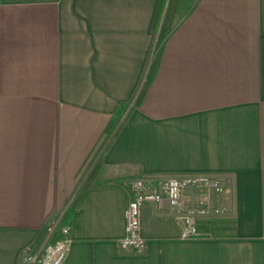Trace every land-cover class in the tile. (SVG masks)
I'll return each mask as SVG.
<instances>
[{"label": "crops", "instance_id": "1", "mask_svg": "<svg viewBox=\"0 0 264 264\" xmlns=\"http://www.w3.org/2000/svg\"><path fill=\"white\" fill-rule=\"evenodd\" d=\"M93 168L62 264H264V0H0V264ZM191 174L222 184L201 236L143 203L145 250L119 248L133 181Z\"/></svg>", "mask_w": 264, "mask_h": 264}, {"label": "built area", "instance_id": "2", "mask_svg": "<svg viewBox=\"0 0 264 264\" xmlns=\"http://www.w3.org/2000/svg\"><path fill=\"white\" fill-rule=\"evenodd\" d=\"M222 191L219 177L207 175H183L170 177L159 181H150L137 178L132 183V195L124 208L123 234L118 239L117 245L121 249H131L137 253L145 250L147 242L141 231L140 207L143 203H152L161 206L169 204L175 209L176 222L179 229V238L182 240L201 236L198 231L193 212L205 214L218 212L214 206L216 194ZM189 192L196 196V206L185 210L184 194ZM60 218L50 219L45 228L50 237L58 227ZM59 236L49 241L41 250L35 251L27 247L20 253L21 264H62L65 259L71 237L69 226L63 225L58 228Z\"/></svg>", "mask_w": 264, "mask_h": 264}, {"label": "trees", "instance_id": "3", "mask_svg": "<svg viewBox=\"0 0 264 264\" xmlns=\"http://www.w3.org/2000/svg\"><path fill=\"white\" fill-rule=\"evenodd\" d=\"M167 37V32L164 31V29L162 28V25H160V29L158 31V34H157V37H156V40H155V49H154V57H153V65L155 66L157 64V61L159 59V55H160V51H161V48L163 46V43L165 41ZM144 91V87H141V89L139 90V94L137 95V97L135 98L134 100V105H138L139 104V101H140V98H141V95ZM124 106L122 107V112L124 110ZM118 123L117 119L115 117L113 118H110L107 126H106V130H105V135H109L110 134V131L116 126V124ZM95 170L96 169H92V171L89 173L88 177L83 181V183L80 185L79 189H78V192H77V196L75 197V199L73 200V202L71 203V205L69 207H67L65 209V211L63 212L60 220H59V223H58V227L55 229L54 233H52L49 237V241H53L55 240L58 236H59V230L58 228L60 226H63V225H68L71 221V216L75 210V206H76V203L80 197V195L86 190L88 189L90 186L94 185L95 183V180H92L94 178V174H95ZM120 184V183H119ZM100 185H103V184H100ZM228 229H230L231 225L229 226H226ZM46 228L45 226L42 228L41 232L37 235L36 239H35V242L36 243H39L43 237L45 236L46 234Z\"/></svg>", "mask_w": 264, "mask_h": 264}, {"label": "rangeland", "instance_id": "4", "mask_svg": "<svg viewBox=\"0 0 264 264\" xmlns=\"http://www.w3.org/2000/svg\"><path fill=\"white\" fill-rule=\"evenodd\" d=\"M128 112H129V110H127L126 112H123V116L127 115ZM26 248H27V247H26ZM24 249H25V248H24ZM19 258H20V256H19ZM19 261H20V260H19ZM20 264H21V262H20Z\"/></svg>", "mask_w": 264, "mask_h": 264}]
</instances>
